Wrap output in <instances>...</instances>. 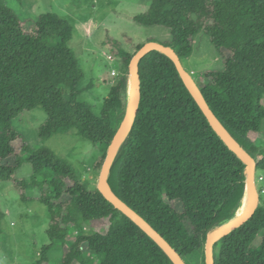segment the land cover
I'll return each instance as SVG.
<instances>
[{
  "label": "trees",
  "instance_id": "16d2710c",
  "mask_svg": "<svg viewBox=\"0 0 264 264\" xmlns=\"http://www.w3.org/2000/svg\"><path fill=\"white\" fill-rule=\"evenodd\" d=\"M132 19L166 28L172 40L161 43L181 60L192 53L197 32L208 36L222 67L202 71L205 83H196L222 126L250 154L256 169L264 171V139L252 138L264 129V0H152L145 14ZM72 37V25L59 15L21 21L0 0V180L12 182L22 201H28L25 192L32 181L48 209V243L34 264L48 263L59 244L67 245L61 264H173L150 236L97 188L87 189L43 145L32 149L24 144L33 176L30 182L15 179L22 157L12 121L24 111L46 113L39 142L72 130L101 147L97 169L125 114V74L111 87L100 116L92 114L89 103L78 101L84 73L69 46ZM108 42L128 66L135 52L116 39ZM138 66L137 114L107 181L185 260L204 249L211 230L234 217L245 190V165L209 124L168 55L153 49ZM4 215L0 209V224ZM102 218L109 220L107 233H86L85 224ZM73 231L77 236L69 242ZM213 258L215 264H264L263 205L214 244Z\"/></svg>",
  "mask_w": 264,
  "mask_h": 264
},
{
  "label": "rangeland",
  "instance_id": "374dc122",
  "mask_svg": "<svg viewBox=\"0 0 264 264\" xmlns=\"http://www.w3.org/2000/svg\"><path fill=\"white\" fill-rule=\"evenodd\" d=\"M1 1L21 21L31 22L41 14L55 13L72 25L73 37L69 46L74 50L84 73L82 81L78 84V88L82 90L78 95V101L89 103L94 116H100L104 101L108 98L117 78L125 74L128 84L130 76L129 65L127 66L121 55L112 48L108 42L109 38L116 39L131 54L136 52L137 45H143L148 41L169 43L172 40L166 28L141 25L132 19L133 15L145 14L152 0ZM221 58L208 36L199 31L194 36L192 53L181 61L195 81L203 86L205 78L200 73L204 70L221 68ZM128 95L127 87V102L130 100ZM64 96L68 98L67 90L64 91ZM46 118V113L42 109L35 108L24 111L12 121V126L20 135L15 146L22 157V164L15 172V179L19 182H30L33 176L32 166L27 161L29 153L24 148V144L32 149L43 145L58 159L68 164L87 189L97 188L100 169L95 168L94 164L102 155V148L85 138L78 137L72 130L53 134L39 142V128ZM260 137L264 139V129L262 134L252 135L253 139ZM255 176L259 204L264 206V171L256 170ZM41 179L42 175L39 176L38 181ZM29 184L30 187L25 192L28 201H22L12 182L0 180V209L5 214L0 224V264H34L40 258L41 248L48 243L46 233L48 209L39 201V188L34 186L32 181ZM170 203L174 208H178V211L181 210L177 202ZM108 227V218H102L89 221L85 224L84 230L88 234H105ZM76 236L77 233L73 231L68 241H74ZM260 239L261 236L257 237L254 245H258ZM66 247L67 245L59 244L53 249L46 264H61V254ZM204 257L203 249L201 252L187 256L185 262L205 264ZM95 263L98 264V261L96 260Z\"/></svg>",
  "mask_w": 264,
  "mask_h": 264
},
{
  "label": "water",
  "instance_id": "95a60500",
  "mask_svg": "<svg viewBox=\"0 0 264 264\" xmlns=\"http://www.w3.org/2000/svg\"><path fill=\"white\" fill-rule=\"evenodd\" d=\"M153 49L165 53L174 61L179 75L181 76L189 92L201 108L209 124L228 146V148L233 151L245 165V190L242 199L247 193L249 199L247 210L241 216L235 218L233 222L217 227L211 234H209V232L206 236L204 245L205 264H215L213 258L214 244L222 237L229 234L232 230L242 226L254 214L259 205V191L256 185L255 176L257 169L255 162L250 154L230 136L227 130L222 126L220 121L214 115L209 105L207 104L203 93L200 90V86L196 83L195 79L191 75V72L184 68L181 59L171 46L164 45L160 41L151 40L143 44L132 56L129 63L130 74L132 76L131 99L129 100V102H127V107L123 119L121 120L107 148L106 157L100 169L97 189L105 199H107L112 205H114L131 221H133L140 229H142L148 236H150V238L153 239L158 244V246L167 254L173 264H187L183 257L143 216H141L136 210L130 207L112 190L110 184L107 181L108 172L114 160V157L121 144L125 140L130 130L131 124L137 114L141 96L138 66L139 60L146 53Z\"/></svg>",
  "mask_w": 264,
  "mask_h": 264
},
{
  "label": "bare ground",
  "instance_id": "6f19581e",
  "mask_svg": "<svg viewBox=\"0 0 264 264\" xmlns=\"http://www.w3.org/2000/svg\"><path fill=\"white\" fill-rule=\"evenodd\" d=\"M131 81H132V76L130 74L129 78H128V97L131 99ZM248 202H249V199H248V195L247 193L244 195L243 199L241 200L237 210L235 213H237L240 208H242L238 213H237V216L236 217H233L231 220L227 221L226 223H224L223 225H226V224H229L231 222H233V220L239 216H241L246 210H247V207H248ZM235 216V215H234Z\"/></svg>",
  "mask_w": 264,
  "mask_h": 264
}]
</instances>
